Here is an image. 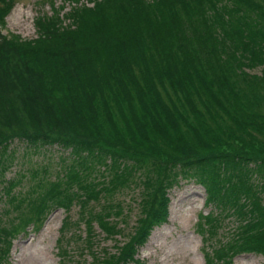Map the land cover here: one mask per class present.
<instances>
[{"label":"trees","instance_id":"16d2710c","mask_svg":"<svg viewBox=\"0 0 264 264\" xmlns=\"http://www.w3.org/2000/svg\"><path fill=\"white\" fill-rule=\"evenodd\" d=\"M42 1L51 14L24 40L3 34L18 1L0 0V184L17 212L9 225L0 214V264L58 209L63 264H85L62 247L82 224L94 263L145 264L137 256L182 181L216 210L198 224L206 264L264 257V68L248 72L264 66V0ZM16 141L28 153L57 147L72 163L16 195L22 179H5ZM135 188L141 215L121 242L130 210L118 195ZM94 238L116 251L101 256Z\"/></svg>","mask_w":264,"mask_h":264},{"label":"rangeland","instance_id":"374dc122","mask_svg":"<svg viewBox=\"0 0 264 264\" xmlns=\"http://www.w3.org/2000/svg\"><path fill=\"white\" fill-rule=\"evenodd\" d=\"M17 1L18 3L6 20L7 24L3 33L9 36H18L24 40L36 38L35 20L41 13L51 14L50 4L42 0ZM61 4V1H57L56 6ZM66 6L69 10L68 4ZM263 68L264 66H258L252 69L254 71L249 69L248 72L261 75ZM11 149L14 150L16 159L5 179H22V183L15 188L16 195L20 190L22 195H25L30 185H34L38 179L55 180L58 173L63 174L66 166L72 163L68 152L57 147L42 150L40 153H28V149L16 141ZM26 153L28 155H25ZM31 169H36L38 175L32 177ZM3 188L4 185L0 184V214L2 212L5 225H9L7 219L17 222L15 218L17 212L11 210L13 206L9 204L8 199L10 198ZM169 193L171 198L169 220L152 232L149 241L140 250L138 258L145 264H206L205 252L210 251L211 247L205 245L198 224L202 215H208L211 211L216 212L215 208L205 205L206 192L203 187L194 182L182 181ZM117 200L123 202L126 209L130 210L129 217H127L126 236L119 238L121 242H126L128 234L133 233L141 215L140 206L136 204L140 201L139 191L136 188L132 191L127 189L118 195ZM9 209L10 212L5 213ZM71 214L72 218L77 220L79 207L74 206ZM65 217L66 213L63 209L54 210L39 231L30 225L25 232L19 234L10 251V264H63L59 239ZM233 220L234 218L225 220L228 227L236 225V223H231ZM228 227L226 226L225 229ZM98 232H100L99 229ZM223 232L221 234L226 235ZM85 237V228L82 224L81 230L73 231L72 234L67 235L62 247H66L71 252L73 262L96 264L92 259L90 249L83 251L87 245ZM84 239L86 240L84 241ZM90 243L94 244L93 249L97 250L101 256H103L104 250L115 252L117 249L114 246L115 240L112 239L94 238ZM211 252L212 250L209 253ZM232 264H264V257L256 254H240L234 258Z\"/></svg>","mask_w":264,"mask_h":264}]
</instances>
